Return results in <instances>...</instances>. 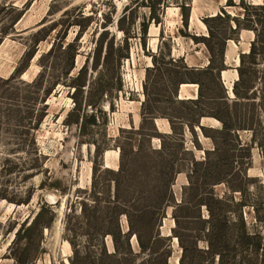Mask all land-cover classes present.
<instances>
[{
  "label": "rangeland",
  "instance_id": "rangeland-1",
  "mask_svg": "<svg viewBox=\"0 0 264 264\" xmlns=\"http://www.w3.org/2000/svg\"><path fill=\"white\" fill-rule=\"evenodd\" d=\"M164 1L157 26L145 0H0L3 61L23 52L0 77V264H218L209 222L241 216L264 237V0H199L195 23L192 0L188 27ZM222 9L260 35L239 98L216 71L229 24L204 22Z\"/></svg>",
  "mask_w": 264,
  "mask_h": 264
},
{
  "label": "trees",
  "instance_id": "trees-1",
  "mask_svg": "<svg viewBox=\"0 0 264 264\" xmlns=\"http://www.w3.org/2000/svg\"><path fill=\"white\" fill-rule=\"evenodd\" d=\"M139 1L140 0H137V2H139ZM145 1L147 2V4L144 6L149 8L151 11L150 12L151 13L150 21L155 22V24H157V26H159L160 24H162V22H161L160 18L158 17L157 12L159 9L165 8L166 2L164 0H159V1L158 0L157 1L156 0H145ZM191 1L192 0H189V1L188 0H182L181 4L179 2L175 3L182 10L185 27H188V24H189V19H190L189 10L191 8ZM226 6L227 7H236L237 5L234 2V0H227ZM260 7L262 9V8H264V5L260 6ZM213 21L227 22L229 24L228 28L233 33V36L225 39V44H224L223 49L219 50V52H220L219 58L221 60L222 67L217 68L216 71L219 73L218 78H221L220 73L222 71L226 70V67H225L226 42L228 40H236L235 36L238 37L242 30H249V31L255 32L256 38H255L254 42L252 43L250 53L247 55L246 54L241 55V66L239 68V69H241V67L245 63V57L246 56L256 55V49H257V46L259 43L260 35H259L258 30L255 28V25L243 26V22L241 21V19L239 17L232 18V15L229 14L226 11V9H222L221 13H219L215 17L207 18L204 20V22L207 25L209 32H210L209 38L214 37L213 27L211 26V22H213ZM232 22H235V25H233ZM251 23L255 24L254 22H251ZM260 23L262 25L264 24L263 21H261ZM141 26H142V34L144 37L146 34H148V28H149L146 19L143 20V23L141 24ZM195 40L198 41L197 38H195ZM197 43H201V42L198 41ZM203 43H205V41H203ZM143 47L145 48L144 44H143ZM207 47H208L210 53L212 54V57H211V60H212V59H214L215 51L210 44H207ZM212 65H213V60L210 61L209 65L206 68L213 69ZM197 69H199V68H197ZM239 73H240V76H239L240 79L234 85V94H235L236 98H239L238 85L242 81L241 70H239ZM80 76H81V74H79L78 78ZM190 83L199 85V87H200L199 98L197 100H185V101L197 102L202 98V85L199 81H192ZM190 83L189 82H180L179 87L177 89V92H179V88L181 85L190 84ZM222 86H223V84H222ZM223 88H224V86H223ZM224 90L227 94V90L225 88H224ZM226 99H228V97ZM203 118H210V117H207V116H201L200 117L199 127L201 130H203L205 128V126H201V121ZM215 118H217V117H215ZM218 120H220L223 123L225 129H228L227 124L223 120H221L220 118ZM241 203H242V205H240V206H242V208L247 206V205L243 204V202H241ZM254 209L256 210L255 207H254ZM256 213H258V211H256ZM210 214H212V211H210ZM174 219L177 223L178 218L174 217ZM211 219H213V218L210 217L209 221ZM213 222L214 223H212V221L209 222L210 229H208V235L206 234V240H208L209 246L204 251H206V254H212L214 256L218 255V264H264V237H261V235L258 234L257 232L252 233L250 231V229L248 228L247 223L245 222V219L243 218V216H241L240 226L235 225L236 233H232L233 237L232 236L229 237L227 234L229 231V228L233 229V227H234V226L229 227V223L231 224V222H229L228 220L217 221V222H216V220H214ZM177 225H178V223H177ZM177 227H175V228H177ZM132 233H133V228L131 227L129 234L126 236L127 244L131 243L130 238L132 235H130V234H132ZM210 236H212V237H210ZM117 238L118 237L113 235V240H114V244H115V252L112 255H113V257H116L118 259L124 254H123V252L120 251L121 249L119 246V240ZM232 238H234V239H232ZM137 240H138L139 247L141 248V250L145 251V246L143 244V241H142L141 237L138 235H137ZM187 253H188V249L185 246H183V255L181 257L180 264H185L187 257H188ZM195 259H196V256H192L189 264H195ZM141 264H146V262H143ZM166 264H168V263L166 262Z\"/></svg>",
  "mask_w": 264,
  "mask_h": 264
},
{
  "label": "crops",
  "instance_id": "crops-1",
  "mask_svg": "<svg viewBox=\"0 0 264 264\" xmlns=\"http://www.w3.org/2000/svg\"><path fill=\"white\" fill-rule=\"evenodd\" d=\"M255 38H256V35L253 31L242 30L236 40H228L226 42L225 64L228 65L229 68H231V69H226V70H228V72H231L233 74L235 72L238 73L237 69H238L239 65H237V64L239 63V58L241 55H244V54L247 55L250 53L252 43L254 42ZM230 46L232 47L231 55L229 54ZM183 57L185 58L186 55L185 56L183 55ZM187 61H188V57H187ZM208 62L210 63L209 60H208ZM197 68H201V67L198 66ZM223 72L224 71H222L220 73L221 81H222L224 88L227 90V94L230 95L228 88L226 86V83L223 79V77H224ZM187 85H195V84L190 83ZM181 90H182V85L179 88V92H178L179 96H181ZM199 90H200V87L198 85V87L196 88V92H194V90H192L191 96L188 95L187 97H189V98H186L185 100H197L199 98V93H200ZM204 119H208V118H203L202 120H204ZM203 126H205V125H203Z\"/></svg>",
  "mask_w": 264,
  "mask_h": 264
},
{
  "label": "bare ground",
  "instance_id": "bare-ground-1",
  "mask_svg": "<svg viewBox=\"0 0 264 264\" xmlns=\"http://www.w3.org/2000/svg\"><path fill=\"white\" fill-rule=\"evenodd\" d=\"M198 1L199 0H195V2H194V7H195V10L194 11L195 12H193V14L191 16L193 23H195L196 17H197L196 10L198 9V5H197L198 4ZM169 10H172V9H169ZM7 46H8V42L5 43V45L2 48H0V77H9L14 72V70L16 69V62L19 60V57L23 53V52H21V54H19V53L18 54H15L10 60L3 61L4 55H5V53L3 51H4V48H6ZM231 53H232V47L230 46L229 54L231 55ZM32 70H31L30 73H32L34 75L35 73L32 72ZM224 77H225L226 81L228 82V85L230 86L231 89L233 88L234 83L239 79V76H238V73L237 72H235L234 74L233 73L230 74V73H228V71H225L224 72ZM197 87H198L197 85H187V84H184V85H182L183 93L185 94L186 89H193L194 92H196V88ZM184 94H182L183 98L185 96ZM205 120H212V119H209L208 118V119H205ZM116 154H117V157H118L119 156L118 152H116ZM183 181H185V178H181L178 181V187H177V190L178 191H180L181 185H182L181 182H183ZM66 247H69V243H66Z\"/></svg>",
  "mask_w": 264,
  "mask_h": 264
},
{
  "label": "water",
  "instance_id": "water-1",
  "mask_svg": "<svg viewBox=\"0 0 264 264\" xmlns=\"http://www.w3.org/2000/svg\"><path fill=\"white\" fill-rule=\"evenodd\" d=\"M201 126H203V125L201 124ZM178 203H180V202H178ZM171 234H172V231H171Z\"/></svg>",
  "mask_w": 264,
  "mask_h": 264
}]
</instances>
